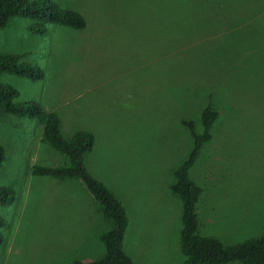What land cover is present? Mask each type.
Wrapping results in <instances>:
<instances>
[{"label": "rangeland", "instance_id": "374dc122", "mask_svg": "<svg viewBox=\"0 0 264 264\" xmlns=\"http://www.w3.org/2000/svg\"><path fill=\"white\" fill-rule=\"evenodd\" d=\"M53 1L81 13L85 28L50 23L41 34L13 19L0 29V53L44 76L2 73L0 82L18 90L15 101L56 112L65 138L93 135L84 163L125 207L134 264L182 263L181 203L169 183L190 148L182 120L199 131L208 95L220 116L190 169L202 188L200 233L224 244L264 234V0ZM252 72L263 74L262 89L241 95V82L256 88ZM0 145V187L15 191L0 206V264L99 258L108 223L84 185L29 172L65 162L37 122L0 113Z\"/></svg>", "mask_w": 264, "mask_h": 264}, {"label": "trees", "instance_id": "16d2710c", "mask_svg": "<svg viewBox=\"0 0 264 264\" xmlns=\"http://www.w3.org/2000/svg\"><path fill=\"white\" fill-rule=\"evenodd\" d=\"M25 18L31 21L28 29L45 33L50 23L74 30L85 28V17L71 9L59 7L53 0H0V29L5 28L13 19ZM20 55L0 53V74H12L29 79H39L44 71L30 63H20ZM256 75V88L253 89L244 81L239 84L240 93H248V97L257 96L262 89L260 81L262 73ZM19 92L9 84L0 82V113L19 118H29L37 122L41 128V140L61 154L65 162L60 166L33 164L30 173L33 176H48L61 180L77 179L80 181L100 213L107 221V228L101 233L100 241L103 254L92 261L75 260L73 264H134L123 248V239L128 226V216L120 198L113 190L97 179L86 167L84 160L91 151L94 137L90 132L77 131L65 138L61 132L60 118L56 112L47 110L34 101H15ZM212 95H208L200 112V130H195L192 120H182L189 132L190 148L186 156L172 170L170 191L180 200L179 250L182 255L181 264H264V234L251 237L235 244H224L218 238L203 235L199 230L197 203L202 188L191 178L190 169L203 148L214 138V126L220 112L212 104ZM241 102V101H240ZM4 148L0 145V165L4 160ZM15 200V191L11 187H0V206L6 207ZM4 218L0 215V228L4 226ZM2 235L0 234V242Z\"/></svg>", "mask_w": 264, "mask_h": 264}]
</instances>
